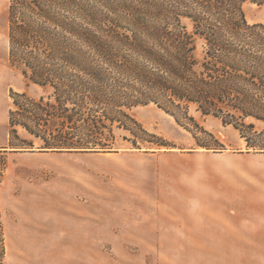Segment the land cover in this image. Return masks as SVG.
<instances>
[{
    "label": "trees",
    "instance_id": "trees-1",
    "mask_svg": "<svg viewBox=\"0 0 264 264\" xmlns=\"http://www.w3.org/2000/svg\"><path fill=\"white\" fill-rule=\"evenodd\" d=\"M248 4L264 0H10L8 61L53 93L12 92L0 150L115 153L117 130L134 149L165 146L131 114L154 104L198 148L225 145L193 109L264 152V24L249 23ZM6 254L0 207V264Z\"/></svg>",
    "mask_w": 264,
    "mask_h": 264
},
{
    "label": "rangeland",
    "instance_id": "rangeland-1",
    "mask_svg": "<svg viewBox=\"0 0 264 264\" xmlns=\"http://www.w3.org/2000/svg\"><path fill=\"white\" fill-rule=\"evenodd\" d=\"M9 3L0 0V147L12 92L53 93L8 61ZM245 12L264 24V6ZM131 114L165 146L134 149L123 140L130 133L117 130L115 153L0 150L5 264H264V153L194 109L224 149L196 147L154 104Z\"/></svg>",
    "mask_w": 264,
    "mask_h": 264
},
{
    "label": "water",
    "instance_id": "water-1",
    "mask_svg": "<svg viewBox=\"0 0 264 264\" xmlns=\"http://www.w3.org/2000/svg\"><path fill=\"white\" fill-rule=\"evenodd\" d=\"M45 151H47V150H45ZM261 153H264V152H261Z\"/></svg>",
    "mask_w": 264,
    "mask_h": 264
}]
</instances>
